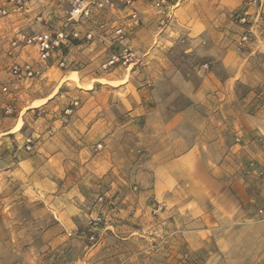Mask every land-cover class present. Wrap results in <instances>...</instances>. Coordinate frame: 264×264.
I'll use <instances>...</instances> for the list:
<instances>
[{
	"label": "rangeland",
	"instance_id": "obj_1",
	"mask_svg": "<svg viewBox=\"0 0 264 264\" xmlns=\"http://www.w3.org/2000/svg\"><path fill=\"white\" fill-rule=\"evenodd\" d=\"M2 6L10 9L0 15V82L8 83L10 91L0 97V194L68 190L72 196L49 203L33 200L32 224L27 208L19 204L28 200L10 201L6 214L0 201V264H264V221L259 222L264 220V188L259 187L264 158L245 151L244 135L236 128L237 118L245 114L264 120V0H136L137 26L128 22L129 8L116 4L98 12L110 11L113 18L100 15L101 20L88 25L91 40L71 39L44 64H37L33 46L25 48L19 60L34 63L40 74L23 81L9 74L12 59L5 51L11 39L46 28L82 33L87 22L68 21L66 0H31L26 12L15 10L8 0H0ZM38 13L46 24L35 20ZM99 22L122 25L123 42L109 36L108 45L90 46L101 34L106 37L98 30ZM123 46L134 58L103 71L101 63ZM59 56L65 68L58 65ZM165 95L175 97L169 112L179 114L177 134L183 146L202 138L212 143L223 139L224 145L227 141L230 179L247 186L249 214L230 222L220 216L192 215L186 189L181 201L165 202L159 194L145 198L141 193L153 190V178L143 184L141 162L131 161L129 166L123 152L116 156L117 173L103 176L90 161L85 168V163L72 160L64 179L61 170L53 174L44 165L18 164L43 154L51 132L50 113L63 116L72 101L78 105L92 96L103 111L112 105L119 127L125 128L132 119L130 104L144 114ZM5 106H10V113L4 112ZM143 117H136L138 124H143ZM27 138L32 141L30 150L23 144ZM253 140L256 147L251 149L264 153V135L255 134ZM67 202L72 226L47 234L49 209ZM99 205L113 210L102 216ZM113 224L120 228L110 227Z\"/></svg>",
	"mask_w": 264,
	"mask_h": 264
},
{
	"label": "crops",
	"instance_id": "obj_2",
	"mask_svg": "<svg viewBox=\"0 0 264 264\" xmlns=\"http://www.w3.org/2000/svg\"><path fill=\"white\" fill-rule=\"evenodd\" d=\"M111 12L94 13L87 19H80L84 24L82 33L88 30L90 23L93 25L96 21L101 20L103 15L106 18H113ZM109 36L100 35L90 44V46L102 47L108 45ZM80 46V45H79ZM59 52V51H58ZM59 58H62L59 56ZM58 58V59H59ZM57 59V62H58ZM175 97L173 95L160 96L156 101V107L151 108L147 113H140L138 107L131 105L129 115L131 120L125 123V128L119 127L114 107L107 106L103 111L100 102H96L95 97H83L78 101V105L72 108V101L68 107L71 111L63 116L58 113H50L51 132L49 140L46 141L42 150L43 154L36 153L21 160L18 164L33 166L34 168L44 165L54 174L61 170V176H69L68 168L72 160H78L81 163H95L101 170V176L106 173H117V153L123 152L122 159L132 165L131 161L138 160L141 162V179L143 184H148L150 177L153 178V190H146L141 194L146 197L154 194L165 202L181 201V191L186 189L188 200L190 201V213L195 216H220L224 222L237 221L239 217L250 213V208L246 207L247 186H239V183H233L230 179L228 162H231L226 152L227 141L222 139L216 143L208 140L193 141L189 145L183 146L182 139L177 134L179 130V114L169 112V105ZM93 100V101H91ZM130 100V99H129ZM54 102V101H52ZM124 102H127L125 100ZM131 102V101H129ZM93 103V108L88 105ZM110 103V102H109ZM139 104V101H136ZM97 105V106H96ZM66 108V109H67ZM64 107L61 108L63 110ZM75 109V111H73ZM31 113V112H30ZM116 114V115H115ZM139 116H144L143 124H138ZM134 117V118H133ZM236 128L244 135L245 151L253 156L264 158V153L257 149L254 139L255 134L264 135V120L259 115H242L236 120ZM229 124V123H228ZM121 132V140H118ZM124 137V138H122ZM102 142L104 148L96 151L94 146ZM219 142V143H217ZM249 143V145H248ZM221 145V148L219 145ZM217 145L218 151L214 147ZM183 146V147H182ZM253 146V147H252ZM228 150V148H227ZM95 151V152H94ZM227 155V156H224ZM227 160V161H226ZM55 167L57 169H55ZM152 170V171H150ZM111 175V173H110ZM62 179V183L64 180ZM29 180V177L26 179ZM29 184L31 181H29ZM238 184V185H237ZM238 187L243 195H239ZM259 187L264 188L263 184ZM68 189V188H67ZM240 191V192H241ZM264 191L261 190V194ZM72 193L64 190L52 193H3L0 194L2 202V211L6 214L9 210V203L12 200H22L26 212L29 213V223L32 221L31 215L35 204L33 200L43 198L48 203L52 200L70 199ZM113 199H119V195H113ZM246 202V203H245ZM102 216L107 214V206H100ZM69 204L62 203L61 207L49 209L51 212V223L45 227L46 233L58 234L59 232L68 231L72 226L69 215ZM259 212L261 209L258 210ZM117 214H113V216ZM56 217V219H55ZM54 218V219H53ZM264 220H260L261 223ZM115 229L120 228L119 224L110 225ZM54 237V236H53ZM58 235L56 239H58ZM32 241H30L31 244ZM53 242V239L52 241ZM50 242V243H51ZM32 261V259H31Z\"/></svg>",
	"mask_w": 264,
	"mask_h": 264
},
{
	"label": "built area",
	"instance_id": "obj_3",
	"mask_svg": "<svg viewBox=\"0 0 264 264\" xmlns=\"http://www.w3.org/2000/svg\"><path fill=\"white\" fill-rule=\"evenodd\" d=\"M15 10L19 12H26L28 4L31 0H8ZM70 6L68 11V21H77L78 19H87L96 12L102 11L106 8H112L116 4H121L129 8L128 22L131 26H137L140 23L139 15L133 4L136 0H66ZM160 3L171 0H157ZM10 8L0 7V15L5 16L9 12ZM35 20L39 23L46 24V19L42 13H38L35 16ZM98 30L110 36L115 41L122 43L125 39V29L122 25H115L108 22H99ZM93 32L90 30L81 33L76 29L68 30L60 28L57 30H49L46 28L43 31L33 33L32 35H18L10 40L9 46L5 51L8 58L12 59L9 65L10 76L17 80L23 81L32 79L40 74L39 67L27 60H19L24 49L33 46L37 51V64H44L49 61L55 51H60L69 41H88L93 38ZM245 39V37H243ZM134 58V53L127 47L123 46L117 52L111 53L102 63L101 69L108 71L117 65H124L130 62ZM58 65L60 67H66L65 60L63 58L58 59ZM10 91L9 84L0 82V97L8 94ZM77 105V101L72 103V107ZM71 108H68L65 112L68 113ZM5 113H10V106L4 107ZM31 139L27 138L24 141L25 149L30 150ZM102 148V143L96 145V150Z\"/></svg>",
	"mask_w": 264,
	"mask_h": 264
},
{
	"label": "bare ground",
	"instance_id": "obj_4",
	"mask_svg": "<svg viewBox=\"0 0 264 264\" xmlns=\"http://www.w3.org/2000/svg\"><path fill=\"white\" fill-rule=\"evenodd\" d=\"M74 74H75V72H72V74H71V75H73V76H74V79H75V80H77V78L75 77V75H74ZM62 81H64V80L62 79ZM77 81H78V80H77ZM100 81H103V80L101 79ZM60 83H62V82H60ZM55 92H56V91H54L53 93H55ZM42 100H43V99H42ZM44 100H45V99H44ZM44 100H43V101H44Z\"/></svg>",
	"mask_w": 264,
	"mask_h": 264
}]
</instances>
